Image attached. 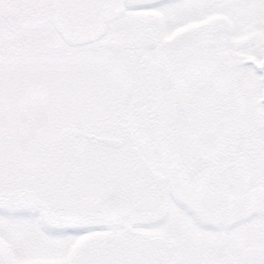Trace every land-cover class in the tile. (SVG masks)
Wrapping results in <instances>:
<instances>
[{
  "label": "snow or ice",
  "instance_id": "6c2138e0",
  "mask_svg": "<svg viewBox=\"0 0 264 264\" xmlns=\"http://www.w3.org/2000/svg\"><path fill=\"white\" fill-rule=\"evenodd\" d=\"M0 264H264V0H0Z\"/></svg>",
  "mask_w": 264,
  "mask_h": 264
}]
</instances>
